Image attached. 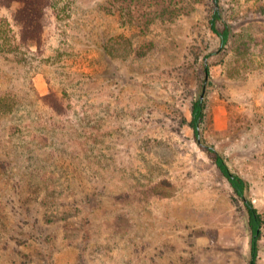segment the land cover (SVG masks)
<instances>
[{"label":"rangeland","instance_id":"374dc122","mask_svg":"<svg viewBox=\"0 0 264 264\" xmlns=\"http://www.w3.org/2000/svg\"><path fill=\"white\" fill-rule=\"evenodd\" d=\"M71 1L42 51L0 15V264H250L246 208L189 123L201 98L204 142L264 220V17L223 0L221 50L211 0L146 30L113 0Z\"/></svg>","mask_w":264,"mask_h":264},{"label":"trees","instance_id":"16d2710c","mask_svg":"<svg viewBox=\"0 0 264 264\" xmlns=\"http://www.w3.org/2000/svg\"><path fill=\"white\" fill-rule=\"evenodd\" d=\"M199 0H113V5L123 14L129 16L132 23H136L141 29L146 30L156 20L173 21L184 15ZM212 13L209 27L212 33L219 39L220 49L227 50L236 32L234 20L237 9L235 6L227 8L223 0H211ZM247 5V9L254 8L258 16L264 17V0H244L239 4ZM228 4V3H227ZM72 7L71 0H0V15L3 11L9 13V18L18 29V48H37L42 51L47 44V31L57 21L63 20ZM206 73L209 68L205 66ZM59 115L66 113V104L54 93L43 97ZM206 103L201 98L195 101L191 108L190 127L195 133L197 142L205 148L212 158L217 169L229 182L234 197L242 201L248 213V225L251 230V262L257 264L260 255V241L263 234L264 220L253 200L249 197L250 183L241 174L234 171L227 158L213 145H207L202 136V127L206 121Z\"/></svg>","mask_w":264,"mask_h":264},{"label":"water","instance_id":"95a60500","mask_svg":"<svg viewBox=\"0 0 264 264\" xmlns=\"http://www.w3.org/2000/svg\"><path fill=\"white\" fill-rule=\"evenodd\" d=\"M202 98H203V96H202Z\"/></svg>","mask_w":264,"mask_h":264}]
</instances>
